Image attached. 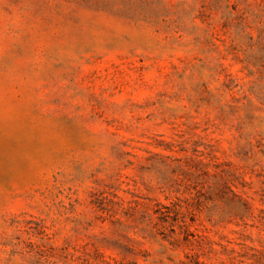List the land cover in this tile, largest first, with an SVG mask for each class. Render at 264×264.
<instances>
[{
  "label": "rangeland",
  "instance_id": "374dc122",
  "mask_svg": "<svg viewBox=\"0 0 264 264\" xmlns=\"http://www.w3.org/2000/svg\"><path fill=\"white\" fill-rule=\"evenodd\" d=\"M0 264H264V0H0Z\"/></svg>",
  "mask_w": 264,
  "mask_h": 264
}]
</instances>
